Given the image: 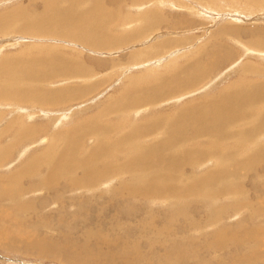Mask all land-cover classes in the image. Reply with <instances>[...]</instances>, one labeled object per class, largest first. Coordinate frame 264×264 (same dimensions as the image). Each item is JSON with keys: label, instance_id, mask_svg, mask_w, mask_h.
I'll return each instance as SVG.
<instances>
[{"label": "rangeland", "instance_id": "rangeland-1", "mask_svg": "<svg viewBox=\"0 0 264 264\" xmlns=\"http://www.w3.org/2000/svg\"><path fill=\"white\" fill-rule=\"evenodd\" d=\"M41 2L42 0H0V16H10L15 10L20 9V8L23 9L25 14H27L28 16H33L35 15V12L41 11V6H40ZM107 2H109L110 5ZM242 2H243L242 0H228V1L227 0H208V1L207 0H204V1H201V0H117V2L114 0H101L100 4L101 3L102 4L101 6L99 5L97 17L99 18V14H100V19L102 21L110 22L111 26L109 25L108 27V32H110L109 33L110 35L114 33L112 36L119 37V38H128L129 40V41L127 40V42L122 44L120 47H117L113 50L96 51L93 49H89L78 43L76 44L74 40L68 37H53V36L40 37V36H33L30 34H24L22 32L18 33L17 27H16L17 25L13 26L12 33H10V31L6 30L5 28L0 30V64H1V61H3L2 58L11 57L12 55H15L17 53H23L24 55H26V57L27 55L34 57V56H39L41 54L42 55L43 54L44 55L54 54L57 57L61 55L63 59L70 60L72 63H76L77 66H74V71L76 70L75 71L76 73L74 72V76L72 77H63V78H57L54 80H50L48 82H51V83L48 84L47 86H44L45 87L44 89H65L66 88V89L72 90L71 88L73 89L76 88L77 91L79 90V92L77 91L75 92L76 89L74 90L73 99L64 100L62 102H59L58 105H60V107L57 105V103L51 104L49 106V105H40V104L37 105L32 102L27 103V102H24L23 100H19V101L0 100V142H1L0 146H2L0 147V151L6 150V154L8 153L7 158H5L6 160H4L0 164V176H6V175L9 176L11 174H14L18 172L20 167L25 166V165L28 167L30 165H35L38 168L37 170L30 171L29 173L27 171L26 175L23 177L20 185L26 190V192L20 197V199H18L16 192H15V196L11 198V203L5 197L0 196V264H74L71 261H69V263L68 261H65L64 257L61 258V255L63 256V254L61 253L62 249L60 248H62L63 245L65 244L64 247L68 249L70 245H67L68 243L66 244V242L70 241V243L74 245V250H75L74 252L77 253L76 255H79L81 251L78 249L79 248L78 246L82 247L83 244L87 245L86 242L91 239H92L91 241L87 242L89 243L88 244L89 248L92 246V244H93L92 248L98 245L102 251L103 250L105 252L112 251L113 253H115L114 255H116L117 257L119 256L118 254H120L123 251L126 254L125 256L128 257L127 259L129 261L135 260L133 262H135L136 264L138 262H140L139 264H143V263L144 264H150V263L159 264V262H161L160 264H174L175 261H176L175 264H177L178 261H179L178 264H187V263L189 264V262L190 264L191 263L198 264L197 263L198 253H199V258H202L204 256L202 252H199L202 247V244L204 245L207 242V240L210 238V236L212 237V235L214 234L216 230H221V231L226 230L228 232L237 231L236 233H242L244 229L254 228V229H260L264 231V217L261 216L259 218L258 215L251 216L250 210H248L247 208L248 210L247 211L245 210L246 207H244V204L246 202L247 203L248 202L249 203L259 202L257 203V205L259 204L258 206L260 208V211L264 212V192H263L264 183L263 184L260 183V185L255 184L254 183L255 175H253V174L260 173V171L262 170V167H264V164H263L264 160H262L261 162L260 161L258 162V160L256 161L254 160V162L257 163V168L259 167L258 169L255 168V172L254 170L251 171L254 173L251 174V172L250 173L243 172V174H245V179L242 182L243 191H241L240 195H235L233 197H226L221 202L219 201L217 203L207 202L203 198H199V199L191 198V199H187L185 201V204H184V201H181L179 203H177L175 200L164 202L163 198L158 199L154 197H142L138 195L129 196L127 194H126L127 197H125L124 195L122 198V201H124L125 204L122 201L117 202L116 200L118 198L115 194L112 193V190L115 188H119V187H126V188L128 187L130 189L131 188L140 189L141 187L144 186L143 178L136 183L132 182V178L134 175L140 176L141 172L138 171L136 173H139V174L129 173L127 175H122V174H117V173H113L112 175H110L109 173H102L101 180L96 183L97 186H95L96 184L90 185V182H91L90 177H89L90 174H88L84 170L85 165L82 160V159H85L86 155L90 152V148L92 147L93 141H96V140H93L94 136L92 135V133L95 132L96 129L95 128L90 129L88 128V125L93 118H95L101 113L104 114V117L102 118L100 122H98V124L103 127L110 128L112 130L111 137L107 141L113 142V141L122 139V137L129 138L128 136H125V135L130 133L133 128L137 127L138 125L142 123H145L147 121H154L155 119L159 117H173V115L176 114L177 112L184 111L183 108L185 107L205 103L211 100L212 98L218 96L219 92H221L222 90H226L228 87L242 86V84L243 85L249 84L253 82L254 80L258 81V83L259 82L263 83L264 82V72H263L264 71V51H262L263 52L262 53L260 52L261 50L257 49L260 47L250 40L248 33L251 32L259 36H261V34L264 33V5L263 6H252L251 4H247L244 2L242 3ZM62 3L64 5H67V4L70 5V3L67 0H62ZM201 3H203V5ZM207 5L210 7H208ZM82 9L85 10L86 6H83ZM152 11L153 13L156 12L158 15H160L161 20L160 21L158 20V22H156L155 29L152 30L154 25L152 26L151 29H148L149 33L148 32L141 33L140 30H142L143 26L147 24L146 18L141 19L142 15H144L143 13L150 14V12H151L150 15H152L153 14ZM110 13L113 14L111 18L113 21H115L114 24H112L111 18L109 17ZM131 17H132V21H131ZM165 18L166 19L168 18L167 19L168 21ZM162 20H165V21H162ZM180 21H181V25H180ZM170 26L173 28H170ZM136 27L139 30V33L136 31ZM220 27L221 29H219ZM230 28H232L233 30H230V33L225 34L224 33L226 31L225 29H230ZM235 32H239L241 33V35L240 34L235 35ZM137 33L138 35L136 37ZM131 34L132 35L135 34V35H133L132 38H130ZM216 39H217V42H216ZM157 41H160V43L158 42V45L160 46L157 49L153 50L154 47L158 46ZM168 41L171 44L164 46L166 43H169ZM248 46H250V48ZM253 46L257 48L254 49ZM152 50H153V53L157 55V57L151 60H144L145 56L149 52H152ZM205 51L209 53L208 55L205 54L206 56L204 55V53H206ZM210 51H213V52H210ZM224 53L229 54V58L227 59L221 58ZM198 55H201L202 57L204 55L203 58L205 57L210 58L209 59L210 62L208 64L209 66L215 61L219 62L216 68L211 69L210 72L207 74V77H206L207 80L205 79L202 81L199 79H191L189 86L184 91L185 94L183 93L182 95H179L181 87L179 88L177 87L178 89L175 88L176 91L174 92L167 93L168 90H172L174 88H171V86L173 85L168 84L166 82L168 79H165V82L164 84H162L163 86L161 87L162 89H160V91L162 92L159 93L160 95L158 96V102L152 103L146 108L143 107L141 109L131 110L129 112H125L120 109L119 110L110 109L109 110L110 114H106L105 112L106 107L108 105H111L112 101L118 96H120L121 92H124L131 83L134 84L133 81L135 79L138 80L137 84L139 86L148 87V86L156 85L157 80H160L162 78H167L168 76L172 75L177 70H179L181 67L188 65L187 63H189L191 59L197 57ZM261 55H262V58H261ZM204 61L206 62V59ZM204 61L202 62L204 63ZM209 66H207V69L209 68ZM81 69H86L88 72L86 74H82L80 72ZM89 69L91 70V72ZM179 76L184 77L182 74H180ZM62 82H64L65 84L64 83L62 84ZM96 84H97V87H95L94 90H89L86 92V89L89 88L88 86H92ZM175 86H178V84H176ZM31 88H32L31 86H27L25 89L33 90V88L32 89ZM5 90L12 91L13 89H11V87L8 86V88H5ZM113 96H116V97H113ZM65 98H66L65 95L61 93L59 94V99H65ZM38 107H40V109ZM140 111H142L143 113ZM10 121H12L13 124H11L12 122L10 123ZM9 123L11 124V127ZM241 125L242 124L238 125L237 131L240 130L239 126ZM242 126L244 127V125ZM77 128L78 129L86 128L85 131L87 132L82 133L80 136L79 135L76 136L80 138H82L83 136V138L80 144L76 145L75 147L74 143L73 145H71L69 144V141H74V130ZM36 129H38L39 131H36ZM90 131H91V134H90ZM71 134L73 135V137L69 139L68 137ZM37 136L39 137L37 138ZM46 136L47 137L49 136L48 137L49 140L47 139ZM187 136L188 138H190V135H187ZM51 138H53V140ZM160 138H161L160 136H157V138H153V140L148 139V138H141L139 140L137 138L138 140L136 139L137 141L136 143L137 144L138 142L145 143L142 146H146L150 144V142L159 140ZM35 141L36 143L38 142L37 146H36ZM194 141L195 142H193L191 145L187 146V149H193V148L203 149L204 146H205L204 148L211 146L210 156H208L209 160H207L203 165H200L201 167L199 166L196 168L199 172L195 169L196 172L194 170L193 173H190L189 167H184L182 169L184 174L186 175L191 174L195 176V174L198 175V174L204 173L205 171H208L214 168V166H217L218 163L221 164L223 160L220 159L218 155L222 154V152L226 153L228 151H231L234 159L245 160L246 158L250 156L253 148L257 147L259 144L262 145L264 143V133L261 136H256V138L253 137L252 134L250 133L249 138H248L249 144L246 146H244L246 140L243 138L239 139L237 141V146L233 150H230V147L235 146V144H233L230 147H227V146L215 147L214 146L215 147L214 148L213 145L204 143L206 142L204 140H194ZM31 143L32 144L34 143L36 148L34 147V144L32 145ZM52 143H54L55 145ZM127 144L128 143L123 139V145H127ZM40 146H42L44 149H42V147ZM61 146L62 147L71 146L73 148L75 147L74 154H73L74 158L72 156L69 158V160L66 161V167L68 165L69 166L68 169H70L71 171L70 172L65 171L66 174L57 180L58 182L55 183L56 185L46 186L45 176L47 172L46 167L48 165V160L51 157L52 153L57 154L56 152L58 153L60 152V148H62ZM53 148H54V151H53ZM215 155H217L219 159L215 161L213 163L214 166H212L210 158L212 159ZM44 157L46 160L44 159ZM132 157L133 156L129 155L128 158H126V160H130L132 159ZM123 161H125V159L124 160L120 159L115 162H111L109 165H112L115 163L116 164L123 163ZM73 166L75 169H72ZM232 166L235 167L233 162L228 164V168H231ZM95 169L98 171L102 170L101 172H103L104 170V168L102 167L95 168ZM158 171L160 172L161 169H156L154 170L153 173H159ZM67 173H71L72 175L67 176ZM39 176L40 178H38ZM80 176L83 178H81ZM71 178L74 179V186L68 187L67 186L69 183L68 181H70ZM84 178H86V180ZM263 180H264V177H263ZM77 181H82V183L83 182L84 183L81 186H77L75 185V182ZM100 184L101 186H99ZM71 188L72 190L70 191ZM40 191L42 194L40 193ZM42 191H44V194ZM56 193L57 195H55ZM101 195L103 197H101ZM236 196H240V197L238 198ZM128 197L130 198L128 199ZM139 197L141 199L143 198L145 199L141 200ZM52 200L56 202H53ZM132 201L134 204H132ZM151 202H154L156 204L151 203ZM174 203H175V207H173ZM238 203L242 204L241 208L239 207L236 210L233 209V212H234L233 213L232 210L229 209L228 207L234 206ZM61 204H63V206ZM151 204H154V205H151ZM38 205H39V208H42V209H39ZM198 205L200 207L202 206V208H199ZM192 206L193 208H195L194 209L195 211L191 210L193 209ZM14 207L15 209H13ZM81 207L83 209H81ZM142 208L145 211V213L144 211H142ZM101 209L102 210L104 209V210L102 211ZM223 209H226L224 210L225 213L222 211ZM92 210L95 213H93ZM175 210H177V212ZM106 211L107 213H105ZM55 212L57 213L55 214ZM77 212H79L78 216H77L78 214ZM201 212L204 214H202ZM220 212L222 213V215L220 214ZM178 213L180 214L177 215ZM153 214L154 215L157 214L159 216L161 214L165 215V216L161 215L162 217L161 225L160 223H157L159 221H157L156 219L155 220L157 224L155 223L152 217ZM48 215L49 217L51 215V217L49 218ZM56 215L58 217H56L55 219L54 216ZM196 217H199V218L196 219ZM179 218L184 219V222H181L183 220L182 219L179 220ZM163 219H166V220L164 221ZM54 220L55 221L57 220V221L55 222ZM196 220H199V221H196ZM65 221H67V223ZM150 221L152 223H150ZM172 221L174 222V225ZM214 221H216L217 223ZM204 222H206V224ZM55 223H57V225ZM168 223L170 224L168 225ZM166 224L168 225V227ZM176 226L177 228L181 227L184 230L186 231L188 230L190 232L187 235H178L179 236V237L177 236L178 239L172 240V241L167 240V238H164V237L162 238L161 236H158L156 233L158 227L162 229L165 228L164 231L166 232H172V230L173 232H175L177 231ZM144 231H147V232H144ZM143 235H145V237ZM258 235H260L259 240H261L262 243L260 244V247L256 249V259L263 260L264 259V238H263L264 233L262 235L261 233ZM126 237H127V240H126ZM63 239L66 242L63 241ZM60 241L64 242V244H62ZM119 241L122 243V245ZM125 241L126 243H124ZM168 241H169V244H168ZM128 242H130V244H128ZM135 242H137L138 244ZM191 242L193 245L195 244V246L190 245L189 247H187V245ZM131 243L135 245L134 247L138 246L137 247L138 250L136 248L137 252H134L135 248L133 247V245H131ZM140 243H142V245H140ZM182 243H183V246H182ZM99 244H101V246ZM124 244H126L127 247L130 246V248L131 247L134 248V249L131 248L132 250L130 249L132 252H134L133 253L134 255L130 253L131 251H128L129 247L126 248V245ZM157 244L160 247H157L156 246ZM39 245L40 246L43 245V246L40 247ZM59 245H61L62 247ZM164 245L166 246V248ZM196 245H198V248H199L197 251H196L197 248L196 249L194 248V247H197ZM141 246L142 248H140ZM58 247L60 250L58 249ZM154 247L155 248L157 247V248L155 249ZM183 247L185 248L183 251L186 250L184 252L186 255H184L183 252L179 253ZM233 247H236V251L239 257L247 256L248 262H254V263L258 262L256 259L252 257L251 252L247 253L248 255L247 254L245 255V252L240 251V247L242 248V246L239 244H236L235 246V244L226 243L225 248L222 250L223 252H221V257L222 258L227 257L226 253L229 252L228 248L234 250ZM55 248H57L56 251H59V253H57L56 255H54L56 251L53 252ZM108 249H111V250H108ZM146 249H147L146 251L147 253L144 251ZM191 249L194 252H196V255H197L195 256L196 258L195 257L191 258L193 257V255L190 254L192 253ZM139 251L140 253H138ZM141 251L143 252L141 253ZM149 251H151L150 255H149ZM166 251L168 252V254ZM83 252L84 251L81 252V255L87 254ZM153 252H156V254H154L152 257ZM173 253L176 254V256H179L180 254H182L183 256H186V257L184 259L182 257L180 258V256L175 257ZM187 253L189 254L190 257L188 256ZM129 254L131 255L129 256ZM141 254L144 257L147 254L148 256L151 257V259L148 260L147 258L148 256L144 258L143 256H141ZM136 255L138 256L137 258H136ZM155 255L157 256V258L155 257ZM154 257L156 258V260ZM187 257L190 259V261H186L188 259ZM142 258L144 259L142 260ZM170 258L171 259L176 258V259H174L173 261ZM110 259L109 257H107L105 262L107 263L109 262V264L112 262L116 264H121V261L123 260V258H120V257H118L117 260H113L114 258L112 259V257H110ZM194 259H195V262L193 261ZM145 260L148 262L146 263ZM227 260H230V259H227ZM207 264H210V263L208 262ZM227 264H230V263H227Z\"/></svg>", "mask_w": 264, "mask_h": 264}, {"label": "bare ground", "instance_id": "bare-ground-1", "mask_svg": "<svg viewBox=\"0 0 264 264\" xmlns=\"http://www.w3.org/2000/svg\"><path fill=\"white\" fill-rule=\"evenodd\" d=\"M67 1L70 3V5H68V4L64 5L62 3V0H42V2L40 3L41 11L35 12V15H33V16H28L27 14H25L23 9H21V8L15 10L10 16H0V30L5 28L6 30H9L10 33H12L13 26L17 25L16 27H17L18 33L22 32L24 34H30L33 36H40V37H42V36L68 37V38L74 40V42H76V44L78 43L84 47H87L89 49H93L96 51L113 50V49L120 47L122 44L127 42L128 38H119V37L112 36L114 33L112 35H110L109 34L110 32H108V27L110 25V22L102 21L100 19V14H99V18L97 17L99 5L101 6V4H102V3L100 4L101 0H67ZM114 1L117 2V0H114ZM201 1H204V0H201ZM242 1L244 3H247V4H251L252 6H263L264 5V1H262V0H242ZM107 3H109V2H107ZM203 3H201V4L203 5ZM109 5H110V3H109ZM164 5H165V3H164ZM83 6H86L85 10L82 9ZM208 7H210V6H208ZM110 10H111V8H110ZM152 13H153V11H152ZM143 14L144 15H142L141 19L146 18L147 24L143 23L145 25L143 26V29L140 31H141V33H143V32L147 33L149 31L148 29H151L153 25L154 26H153L152 30L155 29L156 28L155 27L156 22H158V20L160 21L161 19H160V15H158L156 12L153 13L152 15H150L151 12H150V14H148V13H146V14L143 13ZM112 15L113 14L110 13L109 17L111 18ZM139 20H140V18H139ZM111 21H112V24H114L115 21H113L112 18H111ZM131 21H132V17H131ZM162 21H165V20H162ZM133 24H135V23H133ZM170 24H171V22H170ZM172 25H173V23H172ZM180 25H181V21H180ZM117 26H119V25H117ZM223 27H222V29H223ZM170 28H173V27L170 26ZM219 29H221V27ZM225 30H226L225 32L224 31H222V32L227 34V33H230V30H233V29L230 28V29H225ZM136 31L139 33V30L137 29V27H136ZM138 33L136 34V37H137ZM238 34L241 35V33L235 32V35H238ZM123 35H124V33H123ZM133 35H135V34H133ZM133 35L131 34L130 38H132ZM248 36L250 37L251 41H253L257 46L260 47V48H257L255 46H253L254 49L257 48V49L261 50L260 52L264 51V33L261 34V36H259V35H255L254 33L249 32ZM231 37H233V36H231ZM235 38H233V39H235ZM214 41H215V39H214ZM135 42H136V40H135ZM158 42L160 43V41H157V45H158ZM216 42H217V39H216ZM169 44H171V43L170 42L166 43L164 46H167ZM159 46L160 45L154 47L153 50L157 49ZM209 47H211V46H209ZM214 47H212V48H214ZM248 47L250 48V46H248ZM153 50H152V52H149L150 50L148 51L149 53L145 56L144 60H151V59H154L157 57V55L153 53ZM214 50H216V49H214ZM210 52H213V51H210ZM205 54L208 55L209 53L206 52V53H204V55ZM204 55H203V57H204ZM138 56H139V54H138ZM203 57L201 55H198L197 57L191 59V61L189 63H187L188 65H186L184 67L180 66L181 68L179 67L180 69L177 70L172 75L168 76L167 78H162L160 80H157L156 85H152V86H148V87L147 86H139L137 84L138 80L135 79L133 81L134 84L131 83L128 86V88L126 87L127 89L124 92H121V95L118 96L117 98H115L112 101L111 105H108L106 107V110H105L106 114H110V112H109L110 109L111 110H119L120 109L122 111L129 112L131 110H137V109H141L143 107L146 108L147 106L151 105L152 103L158 102V96L160 95L159 93L162 92V91H160V89H162L161 87L163 86L162 84H164L165 79H168L166 82L168 84H172L173 86H171V85L170 86H171V88H174L172 90H168L167 93L174 92V91H176L175 88L181 87L179 95H182L184 93V91L186 90V88L189 86L191 79H199L202 81L205 79L207 80V78H206L207 74L210 72L211 69L216 68V66L219 64V62L215 61L209 66L208 64L210 62V60H209L210 58H206V57L203 58ZM221 58L227 59V58H229V54L224 53ZM261 58H262V55H261ZM205 59H206L207 63L204 61ZM2 60L3 61H1V64H0V100H17V101L23 100L24 102H27V103L32 102V103H35L37 105L40 104V105H49L50 106L51 104L57 103V105H58L59 102H62L64 100H71L74 98V90L76 88L75 89L71 88L72 90L66 89V88L65 89H44L45 88L44 86H47L48 84L51 83V82H48L50 80L74 76V72L76 71V70L74 71V66H77L76 63H72L70 60L63 59L61 57V55L59 57H57L54 54H52V55H47V54L42 55L41 54L39 56H34V57L27 55V57H26V55H24L23 53H17L15 55H12L11 57H4V58H2ZM202 61H204V63ZM101 62H103V61H101ZM78 65H80V64H78ZM133 66H134V64H133ZM207 66H209L208 69H207ZM252 67H254V66H252ZM248 69H249V67H248ZM250 69H251V67H250ZM80 72L82 74H86L88 71L86 69H81ZM90 72H91V70H90ZM180 74H182L184 77H180L179 76ZM63 83L64 82H62V84ZM127 83H129V82H127ZM176 84H178V86H175ZM238 84H240V83H238ZM235 85H237V84H235ZM8 86L11 87V89H13V90L12 91H10V90L6 91L5 88H8ZM27 86H31L33 88V90H26L25 88ZM88 87L89 88L86 89V92L89 90H94L95 87H97V84L92 85V86H88ZM76 91H77V89L75 90V92ZM77 92H79V90ZM60 93L65 95L66 98L65 99H59ZM81 94H80V96H81ZM113 97H116V96H113ZM111 99H112V97H111ZM58 106L60 107V105H58ZM38 108L40 109V107H38ZM183 110L184 111H182V112L179 111L176 114H174L173 117H159V118L155 119L154 121H147L145 123H142V124L138 125L137 127L133 128L130 133L125 135V136H128L129 138L122 137V139H119V140L113 141V142L107 141L111 137L112 130L110 128H106V127H103V126L98 124V122H100L102 120V118L104 117V114L101 113L98 116H96L95 118H93L95 115L93 117H91L93 119L89 123L88 128H90V129L95 128L96 129V131L92 133V135L94 136L93 140H96V141H93L92 147L90 148V152L86 155L85 159H82L84 162V165H85L84 170L88 174H90L89 175L90 180H91L90 185H95L97 182H99L102 178V173H109L110 175H112L113 173L127 175L129 173L139 174V173H136L139 171V172H141L140 176L134 175L132 178V182L136 183L143 178L144 186L141 187L140 189L139 188L138 189H133V188L130 189L128 187L127 188L126 187H119V188L113 189L112 193L117 196L118 199L117 200L115 199L117 202H121L124 195H125V197H127V195H129V196L130 195H132V196L138 195V196H142V197H154V198H158V199L163 198L164 202H168L170 200H175L177 203L184 201V204H185V201L187 199L203 198L207 202L217 203L219 201L221 202L226 197H233L235 195H240L241 191H243L242 182L245 179V174H243V172H249L250 173L253 170L255 172V168H257V163H255L254 160L255 161L258 160V162L259 161L261 162L262 160H264V143L262 145L259 144L260 146L256 145L257 147L253 148V150L251 151V154L248 153V154H250V156L248 158H246L245 160L234 159L231 151H228L226 153L222 152V154H220L218 156L220 159L223 160V162L221 164L217 162L218 165L214 166L213 163L219 159L218 156L215 155L212 159L210 158L211 165L214 166V168H212L208 171L203 170V171H205L204 173H201L198 175L195 174V176L191 175V174L190 175L184 174L182 169L184 167H189L190 173H193L197 167H199L200 165H203L207 160H209L208 156H210L211 146L207 147V148H204L205 147L204 146L203 149H199V148L187 149L188 145H191L193 142H195L194 140H204V141H206L204 143L211 144V145H213V147L214 146L215 147H217V146L218 147L219 146L230 147L233 144H235V146L230 147V150H233L237 146V141L239 139H242V138L245 139L246 141H245L244 146H246L249 144L248 138H249L250 133L255 138H256V136H261L264 133V82L258 83V81L254 80L253 82H251L249 84H245V85L242 84V86L228 87L226 90H222L221 92H219V95L212 98L211 100H209L205 103L185 107V108H183ZM39 111H41V110H39ZM33 112H34V110H33ZM140 112H142V111H140ZM137 114H139V113H137ZM149 119H151V118H149ZM6 121H8V120H6ZM11 122L12 121H10V123ZM10 123H9V125L11 127V124H13V122L11 124ZM82 124H81V126H82ZM240 124L244 125V127L242 125L239 126L240 130L237 131L238 125H240ZM31 128H32V126H31ZM85 130H86V128L75 129L74 130V141H69V144L73 145V143H74L75 147H76V145H79L83 136H82V138L76 137V136L77 135L80 136L82 133L87 132ZM36 131H39V130L36 129ZM15 133H16V131H15ZM22 134H23V132H22ZM90 134H91V131H90ZM44 135H45V133H44ZM187 135H190V138H188ZM41 136H42V134H41ZM157 136H160L161 138L159 140H155L153 142H150V144H148L146 146H142L145 143H139V142H138V144L136 143L137 138L139 140L141 138H148V139L153 140V138H157ZM38 137L39 136H37V138ZM48 137H47V139H48ZM71 137H73L72 134L68 138L70 139ZM51 139L53 140V138H51ZM123 139L128 143L127 145H123ZM21 140H23V139H21ZM32 141H34V140H32ZM36 141H35V143H36ZM37 143H36V146H37ZM52 144H54V143H52ZM36 146L34 144L35 148H36ZM44 146H46V145H44ZM0 147H2V146H0ZM40 147H42V146H40ZM54 147H56V146H54ZM239 147H240V145H239ZM74 148L71 146H64V147L60 148L59 153L56 152L57 154L52 153L50 151L52 153V155L49 158L48 165L46 167V171H47L46 176H45L46 178L44 177L45 182H46V186L47 185L48 186L56 185L55 183L58 182L57 180L66 174L65 171L66 172L71 171L70 169H68V167H69L68 165L66 167V161L69 160V158L73 156ZM42 149H44V148L42 147ZM211 150H213V149H211ZM53 151H54V148H53ZM75 151H76V149H75ZM0 153H1L0 154V164H1L4 160H6L5 158H7L8 153L6 154V150L0 151ZM129 155L133 156L132 159L126 160V158H128ZM40 156H41V154H40ZM73 158H74V156H73ZM44 159H45V157H44ZM72 159H71V161H72ZM120 159H122V160L125 159V161H123V163H117V164L115 163V164L109 165L111 162H115V161L120 160ZM44 162H46V161H44ZM231 162H233L235 167L232 166L231 168H228V164ZM71 167H72V165H71ZM99 167L104 168L103 172H101L102 170L98 171L95 169V168H99ZM209 167H210V165H209ZM37 169L38 168L35 165H30L29 167L25 165V166L20 167L18 172L14 173V174H11L9 176H7V175L6 176H0V196L5 197L11 203V198L15 196V192H16L18 199H20V197L26 192V190L20 185L23 177L26 175L27 171L29 173L30 171H35ZM72 169H75L74 166ZM156 169H161V171L160 172L158 171L159 173H153L154 170H156ZM196 170H195V172H196ZM200 172H202V171H200ZM254 172H251V174ZM71 175H72L71 173H67V176H71ZM243 175H244V177H243ZM253 175H255L254 176L255 177V181H254L255 184L260 185V183L261 184L264 183V180H263L264 167H262V170L260 171L259 174H253ZM83 176H85V175H83ZM38 178H40V176ZM81 178H83V177H81ZM84 179L86 180V178H84ZM64 180H66V179H64ZM66 181H68V180H66ZM82 181L75 182V185H77V186L83 185L84 182L82 183ZM68 182H69L67 185L68 187L74 186V179L71 178V180ZM95 186H97V184ZM99 186H101V184ZM105 186H106V184H105ZM71 190H72V188L70 189V191ZM88 190H90V189H88ZM42 192L44 194V191H42ZM105 192H106V190H105ZM40 193H41V191H40ZM55 195H57V193ZM59 197H61V196H59ZM59 197H58V199H59ZM101 197H103V196L101 195ZM236 197L239 198L240 196H236ZM129 198L130 197H128V199ZM144 199L145 198H143L141 200H144ZM53 202H56V201H53ZM64 202H65V200H64ZM122 202L124 203V201H122ZM105 203H107V202H105ZM151 203H154V202H151ZM257 203H259V202H254V203H249V202L247 203L246 202L244 204V207H246L245 210H247V208H248V210H250L251 216L258 215L259 218L261 216L264 217V212L260 211V208L258 206L259 204L257 205ZM111 204H113V203H111ZM132 204H134L133 201H132ZM154 204H156V203H154ZM154 204H151V205H154ZM238 204H236L238 206L234 205V206H230L228 208L231 209L233 212V209L236 210L239 207L241 208L242 204H240V203H238ZM61 205L63 206V204H61ZM201 205H202V203H201ZM164 206H163V208H164ZM173 207H175V203H174ZM38 208H39V205H38ZM151 208H152V206H151ZM158 208H159V206H158ZM192 208H193V206H192ZM199 208H202V206L201 207L199 206ZM13 209H15V207ZM39 209H42V208H39ZM75 209H77V208H75ZM81 209H83V208L81 207ZM194 209L195 208H193L191 210L195 211ZM161 210H163V209H161ZM172 210H174V209H172ZM224 210H226V209H223L222 211L224 212ZM142 211H144L143 208H142ZM175 211L177 212V210H175ZM60 212H62V211H60ZM79 212H77L78 213L77 216L79 215ZM92 212H93V210H92ZM56 213L57 212H55V214ZM93 213H95V212H93ZM105 213H107V211ZM144 213H145V211H144ZM151 214H152V212H151ZM179 214L180 213H178L177 215H179ZM191 214H193V213H191ZM202 214H204V213H202ZM220 214L222 215L221 212H220ZM57 215L54 216L55 219H56V217H58ZM161 215H163V214H161ZM161 215L159 216L157 214L156 215L153 214V216H152L155 223L157 220V221H159L157 223H160V225L162 223L161 222V218H162ZM163 216H165V215H163ZM48 217H49V215H48ZM50 217H51V215H50ZM144 217H145V215H144ZM199 217H196V219ZM147 218H149V217H147ZM175 218H177V217H175ZM204 218H205V216H204ZM218 218H220V217H218ZM180 219H182V218H179V220ZM57 220H58V218H57ZM163 220L165 221L166 219H163ZM182 220L183 221H181V222H184V219H182ZM61 221H62V219H61ZM67 221H65V222L67 223ZM77 221H75V222H77ZM196 221H199V220H196ZM196 221H195V223H196ZM50 222H52V221H50ZM214 222H216V221H214ZM150 223H152V222L150 221ZM172 223L174 225L173 221H172ZM204 223L206 224V222H204ZM55 224L57 225V223H55ZM169 224L170 223H168V225ZM81 225H82V223H81ZM137 225H138V223H137ZM168 225H167V227H168ZM176 228H177V226H176ZM164 229L158 227L157 232H156L157 235L161 236L162 238L163 237L167 238V240H171V241L178 239V237H179L178 235H187L190 232L188 230L187 231L184 230L181 227L180 228L178 227L177 231H175V232H173V230H172V232H166V231H164ZM207 229H209V228H207ZM166 230H168V229H166ZM144 232H147V231H144ZM236 232H228L226 230H224V231L216 230L214 232V234L212 235V237L210 236V238L208 240L206 239L207 242L204 245L202 244V247H201L199 252H202V254H204V256L202 258H199V253H198L197 263L198 264H207L209 262L210 264H214V263L215 264H227V263H230V264H264V259L263 260L256 259V249L259 248L260 244L262 243V241L259 240L260 235H258V234L261 233V235H262L264 233V231L260 230V229H254L253 228V229H244L242 231V233H236ZM106 236H107V234H106ZM135 236H137V235H135ZM143 236L145 237V235H143ZM85 238H87V237H85ZM95 238H96V236H95ZM130 238H132V237H130ZM263 238H264V236H263ZM64 239H66V238H64ZM64 239H63V241H65ZM91 240H89V241H91ZM126 240H127V237H126ZM89 241H87V242H89ZM87 242H86L87 245L83 244L82 247L78 246L79 247L78 249L81 252L84 251L85 253H87L86 255H81V252L79 255H76L77 253L74 252L75 251L74 245H72V243H70V241L66 242V244L68 243L67 245H70L68 249L64 247L65 246L64 242H61L62 244H64L63 247L61 245H59L62 247V248H60V249H62L61 253L63 254V256L61 255V258L64 257L65 261H68V263H69V261H71L74 264H106L107 262H105V261H106L107 257H109V259H110V257H112V259L114 258L113 260H117V258L120 257V258H123V260L121 261V264H136L135 262H133L135 260L129 261L127 259L128 257L125 256L126 254L123 251H122L123 253L121 252L120 254H118L119 256L117 257L116 255H114L115 253H113L112 251L111 252L113 254L111 252H108V251L107 252H105L104 250L102 251L98 245H96L92 248V246H93V244H92V246L89 248L88 247L89 243H87ZM97 242H99V241H97ZM137 242H135V243H137ZM116 243H118V242H116ZM124 243H126V241ZM172 243H174V242H172ZM226 243L235 244V246H236V244L241 245L242 248L240 247V251L245 252V255L247 253L251 252L252 257L254 259H256L258 262H255V263L254 262H248L247 256L239 257L237 254V251H236V247H233L234 250L228 248L229 252L226 253L227 257L222 258L221 252H223L222 250L225 248ZM128 244H130V242H128ZM154 244H155V242H154ZM168 244H169V241H168ZM43 245H41V246H43ZM99 245L101 246V244H99ZM121 245H122V243H121ZM121 245H119V246H121ZM124 245H126V244H124ZM131 245H133V243H131ZM140 245H142V243H140ZM144 245H146V244H144ZM148 245H146V246H148ZM190 245L191 246L193 245L192 242L189 243L187 245V247H189ZM134 246L135 245H133V247ZM146 246H145V248H146ZM156 246L160 247V246H158V244ZM182 246H183V243H182ZM193 246H195V244ZM196 246L197 247H194V248L195 249L197 248L196 249V251H197L199 248H198V245H196ZM50 247H51V245H50ZM128 247L126 245V248L129 249L128 251H131L132 250L131 248H133V247L130 248V246H128ZM137 247L138 246L134 247L135 248L134 252H137L136 251ZM108 248H109V246H108ZM140 248H142V246ZM165 248H166V246H165ZM58 249H59V247H58ZM65 249H67V250H65ZM184 249L185 248L183 247L179 253H182V252L184 253L186 251V250L183 251ZM186 249H188V248H186ZM56 250H57V248H55L53 250V252H55ZM108 250H111V249H108ZM137 250H138V248H137ZM178 250H180V249H178ZM119 251H121V250H119ZM144 251L146 252L147 249ZM151 251H149V255H150ZM125 252H126V250H125ZM134 252L131 251L130 253L133 254ZM142 252L143 251H141V253ZM193 252L194 251L192 250V253H190L191 255H193V257H191V258H194L195 256H197L196 252H194V253ZM57 253H59V251H56V253L54 255H56ZM138 253H140V251ZM159 253H160V251H159ZM177 253H178V251H177ZM259 253H261V252H259ZM154 254H156V252H153L152 257ZM167 254H168V252H167ZM130 255L131 254H129V256ZM174 255H175V257L180 256V258L182 257L183 259L186 257V256H183L182 254H180L179 256H176V254H174ZM184 255H186V254L184 253ZM141 256H143V255L141 254ZM147 256L148 255L146 254L145 257H147ZM188 256H189V254H188ZM137 257L138 256L136 255V258ZM149 257L150 256L147 257L148 260L151 259V257L150 258ZM155 257L157 258L156 255H155ZM136 258H134V259H136ZM144 258H142V260ZM156 258H155V260H156ZM174 259H176V258H173L171 260L174 261ZM188 259L186 261H190V259L189 260ZM227 259H230V260H227ZM138 260H140V259H138ZM193 261L195 262V259ZM147 262L148 261H146V263ZM178 262H177V264H178ZM139 263L140 262H138L137 264H139ZM160 263L161 262H159V264ZM175 263H176V261L174 262V264ZM107 264H109V262ZM110 264H116V263L112 262ZM150 264H153V263H150ZM189 264H190V262H189Z\"/></svg>", "mask_w": 264, "mask_h": 264}]
</instances>
